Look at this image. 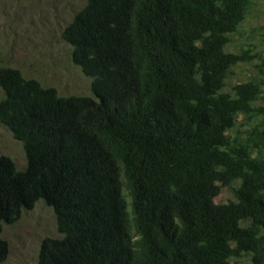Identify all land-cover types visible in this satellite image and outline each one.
<instances>
[{
  "label": "trees",
  "instance_id": "16d2710c",
  "mask_svg": "<svg viewBox=\"0 0 264 264\" xmlns=\"http://www.w3.org/2000/svg\"><path fill=\"white\" fill-rule=\"evenodd\" d=\"M248 5L84 0L60 36L91 95L0 63V123L25 154L21 170L0 154V262L3 224L43 200L60 236L37 264H264V78L224 90L255 57L226 48Z\"/></svg>",
  "mask_w": 264,
  "mask_h": 264
},
{
  "label": "rangeland",
  "instance_id": "374dc122",
  "mask_svg": "<svg viewBox=\"0 0 264 264\" xmlns=\"http://www.w3.org/2000/svg\"><path fill=\"white\" fill-rule=\"evenodd\" d=\"M83 3L84 0H0V63L19 68L25 77L37 78L44 86L55 87L60 95H91L90 78L71 61V47L60 36L63 26ZM242 46L251 47L255 57L232 67L224 90L251 77L264 78V0H249L245 18L230 34L226 48L238 51ZM0 154L11 157L18 170L25 167L22 143L1 123ZM122 191L129 203L126 189ZM232 198L230 188L222 187L214 201ZM45 236L60 233L52 208L38 200L31 208L23 209L14 222L3 224L1 237L9 248L0 264H37ZM235 263L246 264V260L241 257Z\"/></svg>",
  "mask_w": 264,
  "mask_h": 264
}]
</instances>
